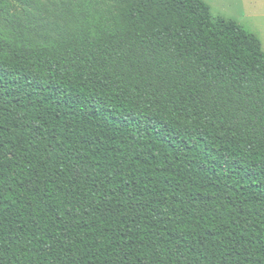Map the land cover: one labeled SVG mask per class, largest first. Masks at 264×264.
<instances>
[{
  "label": "trees",
  "instance_id": "trees-1",
  "mask_svg": "<svg viewBox=\"0 0 264 264\" xmlns=\"http://www.w3.org/2000/svg\"><path fill=\"white\" fill-rule=\"evenodd\" d=\"M0 264H264V50L203 0H0Z\"/></svg>",
  "mask_w": 264,
  "mask_h": 264
},
{
  "label": "rangeland",
  "instance_id": "rangeland-1",
  "mask_svg": "<svg viewBox=\"0 0 264 264\" xmlns=\"http://www.w3.org/2000/svg\"><path fill=\"white\" fill-rule=\"evenodd\" d=\"M215 17L233 20L254 34L264 50V0H203Z\"/></svg>",
  "mask_w": 264,
  "mask_h": 264
}]
</instances>
